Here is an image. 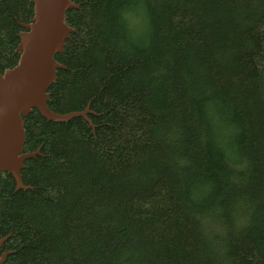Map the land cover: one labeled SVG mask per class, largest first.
<instances>
[{
    "label": "trees",
    "instance_id": "obj_1",
    "mask_svg": "<svg viewBox=\"0 0 264 264\" xmlns=\"http://www.w3.org/2000/svg\"><path fill=\"white\" fill-rule=\"evenodd\" d=\"M74 30L0 173L2 264H264V0H72ZM30 0H0V73Z\"/></svg>",
    "mask_w": 264,
    "mask_h": 264
},
{
    "label": "water",
    "instance_id": "obj_2",
    "mask_svg": "<svg viewBox=\"0 0 264 264\" xmlns=\"http://www.w3.org/2000/svg\"><path fill=\"white\" fill-rule=\"evenodd\" d=\"M33 16L28 23H18L23 31L18 33L19 58L12 68L0 73V173L6 172L14 180L15 190L30 187L22 182L21 171L25 162L38 152L23 151L25 143L24 121L33 109L47 121L68 122L75 117L83 118L93 127L89 106L79 112L55 113L49 109L48 88L56 80L58 69L64 68L55 60L62 53L65 41L74 30L65 21V14L77 9L72 0H30ZM5 239H0V246ZM0 255L2 264L7 255Z\"/></svg>",
    "mask_w": 264,
    "mask_h": 264
},
{
    "label": "flooded vegetation",
    "instance_id": "obj_3",
    "mask_svg": "<svg viewBox=\"0 0 264 264\" xmlns=\"http://www.w3.org/2000/svg\"><path fill=\"white\" fill-rule=\"evenodd\" d=\"M2 245H3V243H2ZM2 245H1V246H2ZM1 246H0V249H1ZM4 252H6V251L1 252V254L4 253ZM1 254H0V255H1Z\"/></svg>",
    "mask_w": 264,
    "mask_h": 264
}]
</instances>
